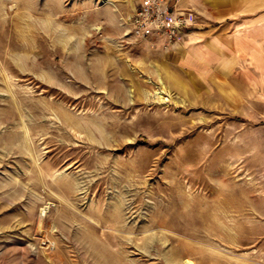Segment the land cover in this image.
Returning <instances> with one entry per match:
<instances>
[{
	"label": "rangeland",
	"instance_id": "obj_1",
	"mask_svg": "<svg viewBox=\"0 0 264 264\" xmlns=\"http://www.w3.org/2000/svg\"><path fill=\"white\" fill-rule=\"evenodd\" d=\"M112 1L0 0V264H264V119Z\"/></svg>",
	"mask_w": 264,
	"mask_h": 264
},
{
	"label": "crops",
	"instance_id": "obj_2",
	"mask_svg": "<svg viewBox=\"0 0 264 264\" xmlns=\"http://www.w3.org/2000/svg\"><path fill=\"white\" fill-rule=\"evenodd\" d=\"M145 0H121L135 10ZM194 26L173 43L150 39L172 68L230 102L239 113L264 119V0H180Z\"/></svg>",
	"mask_w": 264,
	"mask_h": 264
},
{
	"label": "built area",
	"instance_id": "obj_3",
	"mask_svg": "<svg viewBox=\"0 0 264 264\" xmlns=\"http://www.w3.org/2000/svg\"><path fill=\"white\" fill-rule=\"evenodd\" d=\"M180 0H145L131 17L130 32L140 38L163 36L167 43L179 40L194 26V15Z\"/></svg>",
	"mask_w": 264,
	"mask_h": 264
},
{
	"label": "bare ground",
	"instance_id": "obj_4",
	"mask_svg": "<svg viewBox=\"0 0 264 264\" xmlns=\"http://www.w3.org/2000/svg\"><path fill=\"white\" fill-rule=\"evenodd\" d=\"M103 3H113V1L112 0H101ZM145 2V1H144ZM144 40H150V39H148V38H143ZM160 81H161V83L163 84L164 83V81H163V78H161L160 79ZM175 83V82H174ZM159 92H161V90H159ZM63 110H65L66 111V114H65V118L63 119V123L65 124V125H72V126H78V123L76 122V119H75V116L74 115H71V113H69L68 111H67V109H66V107H64V105H63ZM105 124V123H104ZM104 124H103V126H104ZM105 127V126H104ZM43 210H45V208H43Z\"/></svg>",
	"mask_w": 264,
	"mask_h": 264
}]
</instances>
